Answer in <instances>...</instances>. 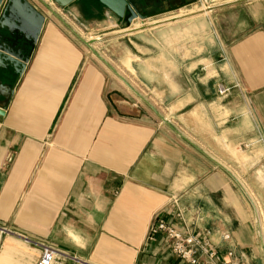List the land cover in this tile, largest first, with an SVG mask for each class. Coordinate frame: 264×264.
Listing matches in <instances>:
<instances>
[{
  "label": "crops",
  "instance_id": "obj_1",
  "mask_svg": "<svg viewBox=\"0 0 264 264\" xmlns=\"http://www.w3.org/2000/svg\"><path fill=\"white\" fill-rule=\"evenodd\" d=\"M29 1L46 19L0 114V264H37L44 244L55 264H185L147 241L156 215L221 261L264 264V0L129 28L94 0ZM71 29L130 31L97 42L109 66Z\"/></svg>",
  "mask_w": 264,
  "mask_h": 264
},
{
  "label": "water",
  "instance_id": "obj_2",
  "mask_svg": "<svg viewBox=\"0 0 264 264\" xmlns=\"http://www.w3.org/2000/svg\"><path fill=\"white\" fill-rule=\"evenodd\" d=\"M45 3L44 0H40ZM61 7H66L76 0H51ZM124 20L129 28L140 19L143 22L167 11L176 10L191 2H185L169 9L153 11L150 9L154 0H94ZM160 1V0H159ZM95 2V3H96ZM46 4V3H45ZM47 5V4H46ZM52 10V9H51ZM53 12V10H52ZM45 16L37 10L29 0H0V94L4 79L13 78L9 85L10 94L4 96L5 106H0V114H3L10 102L14 88L24 73L31 58L45 23ZM173 20V19H172ZM78 38L85 43L105 64L110 66L104 57L93 49V44L102 39H110L117 35L129 32L127 29L115 34H109L101 39H84L71 29ZM112 68V67H111ZM124 82L138 95L139 93L123 78ZM141 96V95H139ZM2 108V109H1Z\"/></svg>",
  "mask_w": 264,
  "mask_h": 264
},
{
  "label": "built area",
  "instance_id": "obj_3",
  "mask_svg": "<svg viewBox=\"0 0 264 264\" xmlns=\"http://www.w3.org/2000/svg\"><path fill=\"white\" fill-rule=\"evenodd\" d=\"M227 88L220 87L219 94L224 95ZM151 224L147 235V241L155 242L159 238L165 240L171 252L185 264H244L231 261H221L211 247L202 241L198 235L184 232L169 224L158 215ZM60 252L50 245H42L41 256L37 264H55ZM231 256V254H230Z\"/></svg>",
  "mask_w": 264,
  "mask_h": 264
},
{
  "label": "rangeland",
  "instance_id": "obj_4",
  "mask_svg": "<svg viewBox=\"0 0 264 264\" xmlns=\"http://www.w3.org/2000/svg\"><path fill=\"white\" fill-rule=\"evenodd\" d=\"M185 2H191V0H179V3L180 4H182V3H185ZM190 4V3H189ZM122 24H124V23H122ZM141 28V25L139 24L138 25V28H136L135 30H138V29H140ZM69 32H70V34L72 35V36H74L75 35V33H73V31H70L69 30ZM83 36V38L84 39H88V37H92V39H95V38H93L94 37V35L93 34H89V35H82ZM98 42V41H97ZM97 42H95L94 43V45H92L93 46V49H95V51L97 50V51H100L99 53H104V54H101L103 57H104V59L108 62V63H115V62H113V60H112V58H111V56H110V54L109 53H107L106 51H103V50H101V47L102 46H99V43H97ZM98 47H100V50H99V48ZM89 55H90V57H92L93 58V60H95L96 62H99V63H104V61H102L95 53H92L91 51H89ZM125 64H127L128 66H130V59H127V60H125V61H123Z\"/></svg>",
  "mask_w": 264,
  "mask_h": 264
},
{
  "label": "flooded vegetation",
  "instance_id": "obj_5",
  "mask_svg": "<svg viewBox=\"0 0 264 264\" xmlns=\"http://www.w3.org/2000/svg\"><path fill=\"white\" fill-rule=\"evenodd\" d=\"M164 1H168L167 3ZM179 0H154L151 2V10L161 11L179 5Z\"/></svg>",
  "mask_w": 264,
  "mask_h": 264
},
{
  "label": "bare ground",
  "instance_id": "obj_6",
  "mask_svg": "<svg viewBox=\"0 0 264 264\" xmlns=\"http://www.w3.org/2000/svg\"><path fill=\"white\" fill-rule=\"evenodd\" d=\"M221 7V6H220Z\"/></svg>",
  "mask_w": 264,
  "mask_h": 264
}]
</instances>
